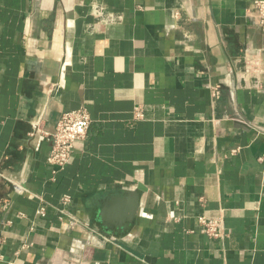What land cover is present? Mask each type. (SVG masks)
Segmentation results:
<instances>
[{"label": "crops", "instance_id": "crops-1", "mask_svg": "<svg viewBox=\"0 0 264 264\" xmlns=\"http://www.w3.org/2000/svg\"><path fill=\"white\" fill-rule=\"evenodd\" d=\"M251 1L0 0V264H264ZM79 107L86 138L52 173L31 133ZM219 214L223 240L197 223Z\"/></svg>", "mask_w": 264, "mask_h": 264}, {"label": "built area", "instance_id": "built-area-1", "mask_svg": "<svg viewBox=\"0 0 264 264\" xmlns=\"http://www.w3.org/2000/svg\"><path fill=\"white\" fill-rule=\"evenodd\" d=\"M251 9L256 25L264 33V0H252ZM94 11L99 23L113 24L120 19L119 15L106 11L102 6H94ZM143 116V111L140 108L133 111L135 119H142ZM90 122L87 109L79 107L61 113L52 131L42 130L38 125L34 126L31 136L38 133L50 141L46 162L51 166L52 173L62 169L70 161L75 144L86 138ZM235 151L232 150L231 152L234 153ZM69 201L68 195L62 196L61 202L63 204H67ZM44 212L43 206L36 210L40 216L44 215ZM62 214H64L63 210ZM197 223L201 231L209 238L223 240L229 235L220 214L217 216L200 215L197 217Z\"/></svg>", "mask_w": 264, "mask_h": 264}, {"label": "water", "instance_id": "water-1", "mask_svg": "<svg viewBox=\"0 0 264 264\" xmlns=\"http://www.w3.org/2000/svg\"><path fill=\"white\" fill-rule=\"evenodd\" d=\"M138 199H139V197H138V195L136 194V193H133L132 195H131V211H130V214H129V219L130 218H133V215H134V211L136 210V208H137V205H138Z\"/></svg>", "mask_w": 264, "mask_h": 264}]
</instances>
